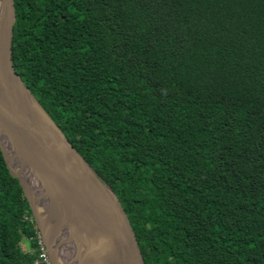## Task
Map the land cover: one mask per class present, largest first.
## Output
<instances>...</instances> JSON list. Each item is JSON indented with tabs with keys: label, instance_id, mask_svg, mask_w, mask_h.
<instances>
[{
	"label": "trees",
	"instance_id": "1",
	"mask_svg": "<svg viewBox=\"0 0 264 264\" xmlns=\"http://www.w3.org/2000/svg\"><path fill=\"white\" fill-rule=\"evenodd\" d=\"M15 71L111 186L146 264H264V0H14ZM0 150V264H35Z\"/></svg>",
	"mask_w": 264,
	"mask_h": 264
},
{
	"label": "water",
	"instance_id": "2",
	"mask_svg": "<svg viewBox=\"0 0 264 264\" xmlns=\"http://www.w3.org/2000/svg\"><path fill=\"white\" fill-rule=\"evenodd\" d=\"M14 0H0V150L53 264H146L119 198L31 93L12 61ZM42 115L57 140L49 139Z\"/></svg>",
	"mask_w": 264,
	"mask_h": 264
},
{
	"label": "built area",
	"instance_id": "3",
	"mask_svg": "<svg viewBox=\"0 0 264 264\" xmlns=\"http://www.w3.org/2000/svg\"><path fill=\"white\" fill-rule=\"evenodd\" d=\"M23 217L31 224L33 234L19 243L20 248L23 251L31 252L36 255L35 264H53L33 216L25 214ZM26 243H28L29 246H27Z\"/></svg>",
	"mask_w": 264,
	"mask_h": 264
},
{
	"label": "bare ground",
	"instance_id": "4",
	"mask_svg": "<svg viewBox=\"0 0 264 264\" xmlns=\"http://www.w3.org/2000/svg\"><path fill=\"white\" fill-rule=\"evenodd\" d=\"M38 120L42 129L45 131L49 139H52L53 141L54 139L57 140L56 135L54 134L52 128L50 127L49 123L45 120V118L42 115L38 114Z\"/></svg>",
	"mask_w": 264,
	"mask_h": 264
},
{
	"label": "rangeland",
	"instance_id": "5",
	"mask_svg": "<svg viewBox=\"0 0 264 264\" xmlns=\"http://www.w3.org/2000/svg\"><path fill=\"white\" fill-rule=\"evenodd\" d=\"M26 245H27V246H29V244H28V243H26Z\"/></svg>",
	"mask_w": 264,
	"mask_h": 264
}]
</instances>
